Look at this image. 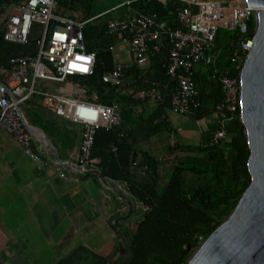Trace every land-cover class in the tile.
Returning a JSON list of instances; mask_svg holds the SVG:
<instances>
[{
    "label": "built area",
    "instance_id": "2783aa9c",
    "mask_svg": "<svg viewBox=\"0 0 264 264\" xmlns=\"http://www.w3.org/2000/svg\"><path fill=\"white\" fill-rule=\"evenodd\" d=\"M174 1L178 3L177 27L160 20L155 12H134L128 17L109 20L108 33L120 37L132 58L116 62L112 70L101 75V80L118 91L126 83L127 68L144 66L151 55L164 48L166 74L176 84L170 94V108L177 114L192 115L200 105L193 81L196 67L211 68L210 77L222 90L213 112L217 128L211 143L215 144L227 138L226 127L237 117L240 108V70L253 44L255 19L250 10L256 8L248 7L246 0ZM130 2L126 0L122 5ZM55 5V0H17L5 15L3 38L8 42L26 44L34 24H40L42 30L36 40L35 54L11 57L7 64H0V133L8 134L37 168H45L49 162L47 155L35 144L34 133L22 113V105L35 95L41 96L44 107L82 124L74 156L80 172H85L93 161L96 130L119 127L121 107L116 101L102 102L96 90L85 87L74 90L66 84L65 88L74 92L71 94L37 88L38 80L66 83L70 76L94 73L96 53L86 49L83 33L93 18L78 20L55 14ZM222 29L234 31L224 47L217 43ZM222 51L224 64L220 60ZM74 62L87 70L73 68ZM156 85L152 82L143 95L161 103L164 95ZM202 241L200 238V244Z\"/></svg>",
    "mask_w": 264,
    "mask_h": 264
},
{
    "label": "trees",
    "instance_id": "16d2710c",
    "mask_svg": "<svg viewBox=\"0 0 264 264\" xmlns=\"http://www.w3.org/2000/svg\"><path fill=\"white\" fill-rule=\"evenodd\" d=\"M14 1L17 0H0V64H7L11 57L35 54L37 51V38H34L33 32L40 24L33 25L26 44L8 42L3 38L5 15ZM55 2L56 14L80 10L82 13L78 18L88 20L100 13L91 12L87 5L90 0ZM176 6L173 0L165 4L160 0H131L126 8L129 13L131 10L155 12L161 20L177 27ZM109 20L102 16L95 18L86 24L83 31L86 49L96 53L93 75L70 76V79L96 90L104 103L120 102L115 88L101 80V75L112 70L115 64L110 49L114 37L107 31ZM221 39L219 34L218 44ZM165 57L164 49L154 53L151 65L138 70L137 78L147 80L148 84L153 81L166 88H174V82L166 74ZM210 71L208 67L205 74L195 71L193 75L200 101L192 114L195 119L211 115L222 97L221 87L211 79ZM163 103L166 105V102ZM240 115L239 108L237 117L226 127V139L211 143L213 131L217 128L213 123L203 132L201 144L180 146L183 155L177 157L163 186L159 185L158 159L142 154L137 161L122 127L109 130L100 127L96 130L92 159L98 163L100 173L109 179L125 182L128 192L140 207H147L139 218L122 222L133 251L130 264H186L200 245V238L204 240L227 218L251 181L247 165L250 150L242 131ZM125 256V248L121 257L112 259L110 255L78 245L54 264H124Z\"/></svg>",
    "mask_w": 264,
    "mask_h": 264
},
{
    "label": "crops",
    "instance_id": "0c3cea01",
    "mask_svg": "<svg viewBox=\"0 0 264 264\" xmlns=\"http://www.w3.org/2000/svg\"><path fill=\"white\" fill-rule=\"evenodd\" d=\"M166 1L162 2L165 4ZM122 6L126 8V5ZM126 11L129 13L126 8L124 15L117 18L142 12L131 10L127 14ZM99 14L92 16V20L100 17ZM63 15L84 20L76 14ZM112 36L111 50L115 63L130 60L132 55L128 46L119 36ZM153 55L144 66L127 68L126 83L118 91L115 90L120 102L114 101L121 107L119 127L126 132L137 161L142 154L156 157L160 164L159 185L163 186L177 157L183 155L180 146L201 144L203 132L209 129L215 118L213 113L195 119L192 115L173 112L170 108V94L176 89L173 80L172 89L155 82L164 95L161 103L143 95L153 81L148 84L143 78L139 80L137 71L147 69ZM207 70L208 67H196V71L203 74ZM66 84L73 86L74 90L89 89L70 77L66 83H61V87L56 85L48 89L74 93L69 90L71 88H65ZM37 99L44 108L45 116L40 121L28 123L36 130L35 144L47 155L49 162L45 168H37L8 134L0 133V264H38L42 263V254H67L78 245L118 259L123 255L125 246L114 229V221L129 211L125 198L132 195L126 183L102 175L94 160L85 172H80L74 164V152L80 141L82 124L44 107L41 96ZM56 115L60 121H56ZM46 138L53 148L46 145ZM139 209L142 212V207L137 204L130 218H134ZM23 253L29 255L24 257Z\"/></svg>",
    "mask_w": 264,
    "mask_h": 264
},
{
    "label": "water",
    "instance_id": "95a60500",
    "mask_svg": "<svg viewBox=\"0 0 264 264\" xmlns=\"http://www.w3.org/2000/svg\"><path fill=\"white\" fill-rule=\"evenodd\" d=\"M255 19L252 47L240 70V118L250 150L251 181L224 219L192 252L186 264H264V0H246ZM29 129L36 134L35 128ZM46 145L53 148L48 138ZM75 166H78L74 162ZM125 198L129 211L114 221V229L125 249L124 264L133 251L122 221L131 217L139 204Z\"/></svg>",
    "mask_w": 264,
    "mask_h": 264
},
{
    "label": "rangeland",
    "instance_id": "374dc122",
    "mask_svg": "<svg viewBox=\"0 0 264 264\" xmlns=\"http://www.w3.org/2000/svg\"><path fill=\"white\" fill-rule=\"evenodd\" d=\"M119 5L120 4V0H90V2L87 4L88 7L91 9V12L93 14H97L98 12L103 11L102 13H100L98 16H102V18L104 19H114L117 18L121 15H124L125 12V7L122 6L121 4L118 7H114V5ZM81 11H72V12H68V14H76L78 16L81 15ZM1 22V21H0ZM42 26L38 25L36 27V29L33 32V36L34 38H38V36L40 35ZM234 33L233 30H225L222 29L220 31V36L222 37V41L220 42V44L224 47V45L226 44V40L229 36H232ZM224 57H225V52L222 51L220 53V60L221 63L224 64ZM29 78V77H28ZM59 86L61 87V83H53V82H49V81H40L38 80L37 83V88H41L43 90H47V87L51 86ZM38 96H35L34 98H32L28 103H25L24 105H22V113L24 114V117L26 118V120L28 122H32L35 123L36 121H40L41 118H44L45 116V111L44 108L38 104ZM56 121H60V118L56 115ZM63 122V121H62ZM141 210L139 209V211L136 212V214H134V218H139ZM25 250V248H24ZM29 254L27 253H23V256L26 257ZM66 255V253H50V254H42V263H38V264H54L55 261H58V259H60L61 257H64ZM22 264H27V263H22ZM31 264V263H29Z\"/></svg>",
    "mask_w": 264,
    "mask_h": 264
},
{
    "label": "snow or ice",
    "instance_id": "6c2138e0",
    "mask_svg": "<svg viewBox=\"0 0 264 264\" xmlns=\"http://www.w3.org/2000/svg\"><path fill=\"white\" fill-rule=\"evenodd\" d=\"M65 37H61V39H63ZM79 59L81 60H87V59H90L89 57H80ZM72 67L73 68H83V70H87L86 67L82 66V65H79V64H76L75 62L72 64Z\"/></svg>",
    "mask_w": 264,
    "mask_h": 264
}]
</instances>
